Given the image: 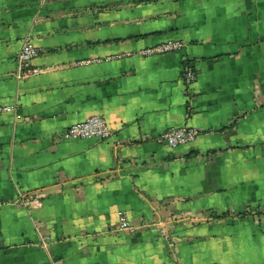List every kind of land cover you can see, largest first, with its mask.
Masks as SVG:
<instances>
[{"label":"crops","instance_id":"0c3cea01","mask_svg":"<svg viewBox=\"0 0 264 264\" xmlns=\"http://www.w3.org/2000/svg\"><path fill=\"white\" fill-rule=\"evenodd\" d=\"M0 106V264H264V0H0Z\"/></svg>","mask_w":264,"mask_h":264},{"label":"built area","instance_id":"2783aa9c","mask_svg":"<svg viewBox=\"0 0 264 264\" xmlns=\"http://www.w3.org/2000/svg\"><path fill=\"white\" fill-rule=\"evenodd\" d=\"M184 43L177 40H168L166 42L148 47L141 51V55L145 57L161 54H169L180 51L184 48ZM39 55V51L31 44L30 38L27 37L23 47L17 55V76L24 77L34 75L40 72L39 68L32 67L30 62L33 58ZM181 79L188 90L197 80V73L191 62L186 61L181 72ZM12 106H0V115L7 112H12ZM201 131L191 127L169 128L165 130L157 139L160 143L166 144L169 147L175 148L193 142ZM113 136V130L109 126L106 119L100 115L89 117L83 122L71 125L65 132L66 139H97L99 141L108 140ZM18 199L25 207L42 206L38 199L27 197L24 193L19 192ZM3 199L0 197V205ZM130 227V222L124 215L120 216V228L127 229Z\"/></svg>","mask_w":264,"mask_h":264}]
</instances>
